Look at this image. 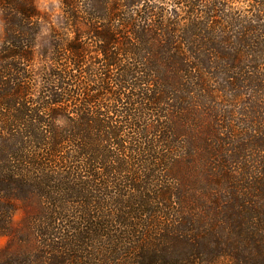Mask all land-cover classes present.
<instances>
[{"label":"trees","instance_id":"trees-1","mask_svg":"<svg viewBox=\"0 0 264 264\" xmlns=\"http://www.w3.org/2000/svg\"><path fill=\"white\" fill-rule=\"evenodd\" d=\"M35 1L0 0V264H264V0H60L44 40Z\"/></svg>","mask_w":264,"mask_h":264},{"label":"rangeland","instance_id":"rangeland-1","mask_svg":"<svg viewBox=\"0 0 264 264\" xmlns=\"http://www.w3.org/2000/svg\"><path fill=\"white\" fill-rule=\"evenodd\" d=\"M159 1H161L160 3L169 7L170 2H166V0H159ZM35 4H36L37 8L46 17V19L42 23V35H43L42 38L44 40L45 38L49 37L51 27L53 25L57 26L62 19V10H61V6H60V0H36ZM2 30H3L2 17H1V13H0V44H1ZM191 133H195V135L198 136L197 131H193ZM201 157L202 156L200 154V158ZM199 166L202 167V158H201ZM178 169L180 171L188 170L190 172V174H189V176L191 178L190 184H189L190 187L187 189V191H188V195H189L188 198H190L191 203L196 204V200L199 197H203L204 200L200 204V206L203 208L205 203L213 201L215 194H213L214 192H211L208 189V187H206L204 185V183L202 182V177L200 176L201 171H198L197 167L194 168L193 170H191V169L186 168L184 165H182ZM192 200H194V202ZM202 208H200V210L203 213L200 211H197L196 213H194L195 218L202 219V217L204 216L203 219H205V218L211 219L217 215L218 210H215V209L211 210V214L210 213L208 214L207 211L205 212V209H202ZM210 219H208L206 222H210ZM25 220H26V212L23 209H19L18 211L15 212V214L13 216V226L15 229H20V233H21V231L24 232V230H26L25 229V225H26ZM213 224L214 225H220V222L216 218V220L213 221ZM10 239H11L10 237H6V236L0 237V249L3 248L4 246H6L7 243L10 241ZM21 248L22 247H21L19 242L12 241L11 250L19 251ZM26 248H28V247L26 246L25 249Z\"/></svg>","mask_w":264,"mask_h":264}]
</instances>
